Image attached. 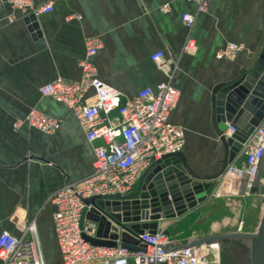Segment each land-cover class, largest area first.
<instances>
[{"label":"crops","instance_id":"crops-1","mask_svg":"<svg viewBox=\"0 0 264 264\" xmlns=\"http://www.w3.org/2000/svg\"><path fill=\"white\" fill-rule=\"evenodd\" d=\"M49 1L54 10L36 15L0 4V234L19 236L21 220L34 222L45 263L62 264L50 197L92 173L95 151L75 114L64 102L43 96L41 87L59 77L78 81L90 38L101 41L91 57L98 77L117 89L123 102L144 88L156 89L172 73L181 96L170 121L184 129L183 152L196 172L214 173L223 147L212 124V91L249 63L264 35V0H210L204 13L187 0H33L37 7ZM185 12L196 15L193 54L183 52L190 32L182 21ZM229 42L245 48L234 60L219 58ZM157 51L165 53L162 68L151 59ZM32 109L59 121V128L46 133L16 125ZM223 200L141 223H155L175 242L206 236L220 226L210 209ZM195 219L199 229L210 223L207 234L177 232Z\"/></svg>","mask_w":264,"mask_h":264},{"label":"built area","instance_id":"built-area-1","mask_svg":"<svg viewBox=\"0 0 264 264\" xmlns=\"http://www.w3.org/2000/svg\"><path fill=\"white\" fill-rule=\"evenodd\" d=\"M187 1L196 5L197 13L206 12L210 2ZM0 4L32 15L54 10L51 1L38 7L33 0H0ZM182 21L190 30L183 52L193 54L197 45L191 30L196 24V15L185 12ZM100 46L98 38L87 40V58L80 63L82 76L78 81L59 77L40 89L43 96L62 101L69 107L95 151L92 173L65 183L50 197L55 208L53 223L62 264H219V256L213 255L215 244L164 253L158 245L175 241L162 229H144L133 236L135 250L123 247L121 236L116 246L94 245L86 239L85 236L110 239L116 233L114 227L122 231L111 212L106 211L107 203L123 202L133 195L141 178L151 168L164 156L183 151L186 143L184 129L170 121L181 96L173 83L174 74L169 73L156 89L144 88L131 100L123 102L120 92L98 77L91 61ZM244 48L243 44L229 42L217 56L234 60ZM164 57L163 51L151 55L159 68L163 67ZM219 118L224 135L242 147L233 154L223 174L211 182L213 185L197 196V206L240 195L241 180L245 176L249 178L247 195L264 161V99L252 102L249 96L235 112H222ZM23 123L46 133L60 126L59 121L36 109L16 125ZM261 183L264 184V180ZM90 199H94V203L88 202ZM20 224L19 236L8 231L0 234L1 264H46L35 223L26 224L21 220ZM103 232H107L106 237Z\"/></svg>","mask_w":264,"mask_h":264},{"label":"water","instance_id":"water-1","mask_svg":"<svg viewBox=\"0 0 264 264\" xmlns=\"http://www.w3.org/2000/svg\"><path fill=\"white\" fill-rule=\"evenodd\" d=\"M37 29V25H35ZM250 96L252 102L264 99V35L259 45L249 54V63L238 77L215 85L212 91V124L214 131L223 147V157L219 168L211 174H199L191 167L183 151L168 154L157 166L151 168L145 176V185L140 186L136 193L112 205L107 203L106 211L122 231L114 227L116 233L108 238L85 236L94 245L116 246L121 236L122 246L135 250L136 240L133 236L144 229L156 230L155 223H141L146 220L160 218H176L184 215L189 209L197 206V196L213 185L212 181L219 178L233 158L240 151L241 144L223 133V124L219 115L222 112L233 113L245 103ZM245 107H249L245 104ZM264 161L251 186L261 187V173ZM249 178L241 180L240 195H245ZM201 200V199H199ZM88 202L94 203V199ZM101 204V203H100ZM86 209L83 210L82 221ZM121 232V235L120 233ZM105 237L107 232H103ZM219 244L220 264H264V210L260 223L254 232H233L211 234L183 241L159 244L166 252L188 248L190 246Z\"/></svg>","mask_w":264,"mask_h":264},{"label":"rangeland","instance_id":"rangeland-1","mask_svg":"<svg viewBox=\"0 0 264 264\" xmlns=\"http://www.w3.org/2000/svg\"><path fill=\"white\" fill-rule=\"evenodd\" d=\"M261 180H264V167L261 173ZM213 203L214 202H212V204ZM263 210L264 184L259 187L257 192L251 193L250 195L227 197L222 202L213 204V208L210 209L211 215L215 217L214 219L218 220L220 226L219 228H216L215 232L209 233L208 235L233 232H254L260 223ZM206 214H208V212ZM207 222L209 221L206 220L203 224H206ZM190 223L192 224H190L191 226L189 228H182L180 226V228L177 229V232H187V235H201L207 234L210 230V223L206 224L203 229L198 228L197 220H193ZM215 245L216 247L213 248V255L217 257V255L219 256V244ZM46 263L50 264L48 259H46Z\"/></svg>","mask_w":264,"mask_h":264}]
</instances>
